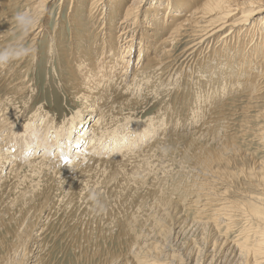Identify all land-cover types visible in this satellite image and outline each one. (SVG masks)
Segmentation results:
<instances>
[{"label":"rangeland","instance_id":"374dc122","mask_svg":"<svg viewBox=\"0 0 264 264\" xmlns=\"http://www.w3.org/2000/svg\"><path fill=\"white\" fill-rule=\"evenodd\" d=\"M38 1L41 0H10L9 7L0 9V103L5 108L3 113L10 114L6 126L7 130L11 128L10 138L5 137V130L0 133V140L4 142L3 151L0 145V210L13 218L22 217L33 223L28 263H252L240 255L238 246L246 242L249 248L254 247L259 240L264 244L261 241L264 240V45L256 46L258 36L247 38L246 46L242 43L232 45L236 35L250 27L244 22L249 13L248 5L242 4L239 14L230 19L232 24L238 25L232 44L229 43L230 36L226 40L227 34H231L230 28L205 38L206 31L200 27L192 34L182 32L175 41L167 43L163 42L169 38L171 30L157 32L150 40V52L144 56L145 59L156 52L155 59L150 56L152 64L149 61L145 67L144 61L141 65L144 68L137 77V87L131 91L134 96L120 93V90L111 91V101L108 99L103 104L107 105L110 116L106 117V128L137 122L141 133L153 132L151 138H146L144 143L141 141L135 159L116 161V154L114 159L103 162L52 165L40 172L25 165L16 174L10 172L9 167L18 156L25 157L20 152L34 153L43 117L53 121L51 129L55 131L51 133L56 132L61 142L65 139L63 135L69 137L67 146L54 145L51 153L60 150L63 156H70L77 151V144L84 143L82 148L88 145L92 135L87 136L83 132L85 128L79 129L76 121L86 119V124L92 121L94 114L82 117V113H94L93 102L98 97L96 93L91 97L79 94L72 85L97 79L96 72L101 65L100 61L96 63L95 56L101 54L98 38L104 33L100 26L103 24L104 30L113 21L119 23L121 20L116 15L109 17L111 5L102 7L103 0H91L93 3L83 0L81 6L80 0H43L44 3L36 4ZM155 1L141 0L136 5L138 22L142 24L148 4ZM122 2L118 4L121 8L129 0ZM261 6H264V0ZM90 7L98 13L88 17ZM187 11L183 13L184 20L191 14ZM19 13H28L33 22L23 27L16 19ZM183 14L177 13V16ZM150 17L148 15L147 19ZM177 22L181 23L176 21L177 26ZM40 23L43 33L32 41ZM134 27L143 30L139 23ZM86 29L91 39L84 41L81 35ZM254 34L258 33L255 31ZM53 36L57 47L50 53ZM89 40L92 41L89 43ZM78 41L80 46L76 45ZM223 41L229 45L224 47ZM254 43L255 49L252 48ZM258 50L263 51L259 53ZM137 51V47L132 50L128 81L133 77ZM81 52L85 53L84 63L77 66ZM226 53L233 55L232 58L229 59ZM246 72L250 73L251 80L246 77ZM223 79L226 82H222ZM251 81L255 83L253 88ZM214 89L216 92H211ZM105 98L107 100V96ZM111 119L116 123H112L113 126ZM12 127L23 138L30 137L33 141L28 152L20 149L22 145L12 143V136H15L14 140L20 137L12 132ZM29 131L30 135H27ZM129 135H125L124 140ZM49 138H45L42 146L37 145V151L50 143ZM191 141L197 147L218 154V161L212 162L208 170L189 158L194 153L189 148ZM121 147L119 144L113 149L108 143L102 150L117 151ZM19 195L23 197L13 202ZM3 220L7 221V218ZM7 230L10 232L11 227ZM4 232L0 228V237L4 239L0 257L11 242Z\"/></svg>","mask_w":264,"mask_h":264},{"label":"bare ground","instance_id":"6f19581e","mask_svg":"<svg viewBox=\"0 0 264 264\" xmlns=\"http://www.w3.org/2000/svg\"><path fill=\"white\" fill-rule=\"evenodd\" d=\"M43 1V0H41ZM37 2L38 3H44V2ZM49 1V0H48ZM81 2H79L78 4L81 6L83 0H80ZM85 1V0H84ZM93 1V0H92ZM90 0V2H92ZM95 1V0H94ZM97 1H101V0H97ZM123 1V0H122ZM121 0H108L105 1L103 0V3L101 1L102 7L107 8V6L111 5V7H109L110 10V16L109 17H113V16H117L120 17V22L119 23H115L113 22L111 23V26H107V29L102 30V26L103 24L100 26V31H103L104 33H102L103 36H100L99 40V44H100V50H101V54L100 55H96V63L98 61H100V67L98 68L97 73V79L93 81V79L90 82H84L81 81L79 82H75L72 87L75 89V91H77L79 94H85V95H89L94 96L96 93V96L98 97V99L94 100V98H92V100H94L93 102V107H94V113H91L89 111H87L85 114L84 112L82 113V117L83 115L86 117H90L92 114H94V117L92 119L91 122H89L88 124L84 123V121L86 119H82V120H78L76 121V123L78 124L79 129L85 128V130L83 132H86V135H92L90 140L88 141V145H86L85 147L82 148V145H78V149L76 152L73 153V155L70 156H63V154L61 153V151H57V152H53L51 153V149L54 147V145L57 146H67L68 142H69V137L67 135H63L65 137V139L63 140V142H61L59 140V135L54 132L51 133V131L53 129L52 126L54 125L53 121H50L49 118H42V124H41V128L37 134V145L38 146H42L45 138L46 137H50V143L47 144V146H45L42 150L37 151L38 147L37 145H35V149L33 150L34 153L31 155H26V153H21L19 150V154H23L25 157H19L16 159L18 161H14V164L11 165L9 167V171L10 172H15L17 174V170L22 168V166H31L32 169L34 170V172H40L42 171L41 169H43L44 167L49 168L52 165H63V164H78V163H83V162H88V163H93L94 161L96 162H103L105 160H108V158H112L114 155H118L116 156L115 160L119 161V160H130V159H135V157H137V152L139 151V147L141 145V141H143L147 138H151L152 133H141L139 131L137 122H131L134 125L132 126L131 123L128 126V123H122V125H120V127L115 128V127H110V128H106V117H110L107 114L106 106H103V104L108 102V99L110 100V94L111 91L114 92H118L119 90L121 91L120 93H124V94H132L131 91L134 89V86L137 87V80H139V78L137 79V77L139 76L140 72H142L143 68L141 65L143 64L144 61H146L145 67H147V64L150 60H152L150 58V56L155 59V53H151L148 57H146L144 59V56L147 55L150 50H151V43L150 40L152 38V36L155 38L157 32L159 31H164L166 29L171 30L170 32V36L167 40H165L163 43H167L169 40L170 41H175L177 37H179L182 32L185 33H189L192 34L193 32H196L197 30L204 28L206 33H205V38H212L215 35H217V33H221V31H223L225 28H230L231 30V34L229 35V33L226 36V40H228L229 36L231 41L229 43H233L232 42V38L233 33L236 32L238 30V25L236 24H232L230 22V19L232 17H234L236 14H239V10H240V6L242 4H247L248 6V11L249 13H247V15L245 16V20L244 22L248 23V25L250 26L249 29H247L245 32H241L238 33V35H236V41H234V43L232 45H242L244 44L245 46L246 44V39L249 38L251 39L253 36H258L257 37V45L256 46H260V45H264V16H262V14H264V6H261V3L263 0H157L154 3H149V7L146 10V15L141 19L142 20V24L140 22H138L136 12H138L137 10V6L141 0H129L128 3H125L124 7L122 6V8L120 6H118V4H120L122 2ZM161 1V2H159ZM165 1L163 4L162 2ZM127 2V1H126ZM261 2V3H259ZM84 3V2H83ZM93 3V2H92ZM95 3V2H94ZM123 3V2H122ZM25 4V3H24ZM34 4V3H33ZM91 4V3H90ZM10 4V0H0V9L4 8L5 6L9 7ZM44 5V4H43ZM97 5V4H96ZM99 5V4H98ZM122 5V4H121ZM147 5V6H148ZM40 6V5H39ZM100 6V5H99ZM99 6H96L97 9H99ZM95 7V6H94ZM94 7H90L88 11V17L89 15L92 16V14H94L95 12L98 13V11L93 12V8ZM246 7V8H247ZM71 8V7H70ZM74 11H75V6L73 5ZM71 8V9H72ZM77 8H79L77 6ZM250 8V9H249ZM31 9V8H30ZM35 9V8H34ZM103 9V8H100ZM188 9V11H187ZM32 10V9H31ZM79 10V9H78ZM95 10V9H94ZM81 11V9H80ZM79 11V12H80ZM189 12L191 11V14L188 15V17L185 18L184 20V14L185 12ZM34 12V10H33ZM93 12V13H92ZM101 12V10H100ZM32 13V12H31ZM35 13V12H34ZM42 13V12H41ZM96 13V15H97ZM102 13V12H101ZM100 13V15H101ZM176 13V14H175ZM180 14H183L181 16H177ZM83 14V13H82ZM135 14V15H134ZM5 15V14H4ZM77 15V14H76ZM95 15V14H94ZM99 15V14H98ZM148 15H150L151 17L149 18V20L147 19ZM1 16V13H0ZM3 16V15H2ZM82 17V15L80 14L79 17ZM115 16V17H116ZM186 16V15H185ZM34 17V16H33ZM106 18V17H105ZM96 19V18H93ZM92 19V21H93ZM102 19V18H101ZM91 20V18H90ZM108 20H110L108 18ZM180 20L181 23L177 22L179 25H176V21ZM1 21V18H0ZM86 21L90 22L89 19ZM96 23V22H95ZM137 23H139V27L140 30L136 27H134ZM37 23H35L33 25V27L36 25ZM87 24V23H86ZM94 24V23H92ZM98 24V23H97ZM88 25V24H87ZM95 25V24H94ZM92 27V26H91ZM106 27V26H104ZM201 27V28H200ZM46 27H44L45 29ZM87 28V26H86ZM89 28V27H88ZM242 29V28H240ZM86 32L84 34L81 35V37L84 39L89 38L91 39V35L89 36L87 33V31H89L88 29L85 30ZM204 31V30H203ZM256 31V33L258 34H254V32ZM94 32V31H93ZM99 32V31H98ZM168 32V31H167ZM202 32V31H200ZM239 32V31H238ZM43 33V27L41 25V23L39 24V26L36 28V33L33 35L32 37V41L36 40L37 35ZM101 33V32H100ZM150 33V34H149ZM165 33V32H164ZM226 33V32H225ZM93 34V33H92ZM97 34V33H95ZM201 34V33H200ZM237 34V33H236ZM29 35V34H28ZM32 35V34H31ZM75 35V34H74ZM79 36V35H78ZM93 36V35H92ZM96 36V35H95ZM93 36V37H95ZM161 36V35H160ZM251 36V37H250ZM2 36H0L1 39ZM97 37V36H96ZM95 37V38H96ZM159 37V36H158ZM201 37V36H200ZM29 38V37H28ZM163 38V37H162ZM199 38V37H198ZM25 39V38H24ZM97 39V38H96ZM223 39V38H222ZM221 39V40H222ZM235 39V38H234ZM82 40V39H81ZM94 40V39H93ZM97 40V41H98ZM225 40V39H224ZM19 41V40H18ZM85 41V40H84ZM92 41V40H91ZM89 40V43L91 42ZM96 41V40H95ZM94 41V42H95ZM154 41V40H153ZM152 41V42H153ZM159 41V40H158ZM20 42V41H19ZM93 42V43H94ZM245 42V43H244ZM98 43V42H97ZM161 43V42H160ZM198 43V42H197ZM202 43V42H201ZM224 47L228 46L229 43L226 41H223ZM242 43V44H241ZM19 44V43H18ZM77 46H80L79 41L76 43ZM156 46H158L157 44H155ZM249 45V44H248ZM154 46V45H153ZM255 43L253 44L252 48L255 49L256 48ZM8 47V46H6ZM57 47V43H56V37L53 36V41L50 42L49 44V51L50 53L54 50V48ZM97 47V45L95 46V48ZM136 47L138 48L137 51V62L136 65L134 67V70L132 72L133 77L131 78L130 81H128V76H129V63L132 59V55L134 54V52H132V50H134V48L136 49ZM237 47V46H236ZM263 47V46H262ZM162 48V46H161ZM235 48V47H234ZM240 48V47H238ZM236 48V49H238ZM37 46L34 47V51H36ZM157 49V48H156ZM155 49V50H156ZM226 50V48H224ZM96 50V49H95ZM164 50V49H163ZM227 50H229L227 48ZM97 51V50H96ZM193 51V50H192ZM224 51V50H223ZM240 51V50H239ZM244 51V49H243ZM249 51V50H248ZM259 53H261L263 50H258ZM261 51V52H260ZM100 52V51H99ZM158 52V51H157ZM161 52V51H160ZM222 52V49H221ZM226 52V51H225ZM224 53V52H222ZM229 53V52H228ZM237 53V52H236ZM246 53V52H245ZM250 53V52H249ZM256 52H253V54ZM258 53V55H259ZM264 53V52H263ZM80 54V53H78ZM81 56L78 57L80 58V61H77V66H81L84 63V60L82 57L85 56V53L81 52ZM227 54V53H226ZM252 54V55H253ZM228 55V54H227ZM227 55L225 57H227ZM231 55V54H230ZM229 56V59L232 58V56ZM251 55V53H250ZM218 56V55H217ZM245 56V55H244ZM249 56V55H247ZM257 56V55H256ZM98 57H101V59L99 60ZM220 57V55L218 56ZM223 57V55H222ZM251 57V56H250ZM77 58V60H78ZM98 58V59H97ZM150 58V59H149ZM224 58V57H223ZM254 58V57H253ZM218 59V58H217ZM222 59V58H221ZM228 59V61H229ZM107 60V61H106ZM223 60V59H222ZM227 61V58L225 59ZM247 60V59H246ZM106 61V62H105ZM120 61V63H119ZM209 61V60H208ZM219 61V59H218ZM220 62V61H219ZM158 63V62H157ZM224 65L225 63L227 64L228 62H222ZM231 63V61H230ZM150 64L151 61H150ZM210 64V62H209ZM207 64V66L209 65ZM264 64V61H263ZM217 65V64H216ZM223 65V66H224ZM229 65V64H228ZM233 65V64H232ZM251 65V64H249ZM98 65H94V67H97ZM193 66V65H192ZM241 68L243 67L242 65H240ZM239 66V67H240ZM199 67V66H198ZM211 67V66H210ZM209 67V68H210ZM246 67V66H245ZM248 67V66H247ZM246 67V68H247ZM208 68V69H209ZM261 68V67H260ZM157 69V68H156ZM220 69V68H219ZM243 69V68H242ZM248 69V68H247ZM252 69V68H251ZM88 70H90V67L88 66ZM190 70V69H189ZM211 70V69H210ZM209 70V71H210ZM240 70V69H239ZM260 70V69H259ZM155 71V70H154ZM158 71V70H157ZM208 71V72H209ZM223 71V70H222ZM226 71V70H225ZM238 71V69H237ZM242 71V70H241ZM264 71V70H262ZM260 71V72H262ZM207 72V71H206ZM224 72V71H223ZM12 73V72H11ZM150 73V72H149ZM226 73V72H225ZM227 74V73H226ZM231 74V73H230ZM248 77V79H250L251 75L250 73L246 72L245 73ZM255 74V73H254ZM253 74V75H254ZM260 74V73H259ZM159 75V74H158ZM252 75V76H253ZM165 76V75H164ZM177 76V75H176ZM209 76V75H208ZM237 76V75H236ZM250 76V77H249ZM258 76V75H257ZM171 77V76H170ZM200 77V76H199ZM238 77V76H237ZM214 78L216 79V76H214ZM213 78V79H214ZM253 78H256L253 77ZM228 79V78H227ZM247 79V78H246ZM188 80V79H187ZM221 80V79H220ZM242 80V79H241ZM251 80V79H250ZM199 81V80H198ZM215 81V80H214ZM219 82V80H217ZM224 81V79L222 80V82ZM228 81V80H227ZM127 82V83H126ZM216 82V81H215ZM226 82V79L225 81ZM141 83V82H140ZM221 83V81H220ZM244 83V82H243ZM263 83V82H262ZM146 84V83H145ZM247 84V83H246ZM193 85V84H192ZM250 86H252L251 88L255 87V83L251 81ZM204 87V86H203ZM95 88H98L96 90H94ZM161 88V87H160ZM213 88V87H212ZM215 88V87H214ZM217 88V87H216ZM246 88V87H245ZM140 89V88H139ZM137 88V90H139ZM206 89V88H205ZM260 89V88H259ZM262 89V88H261ZM136 90L135 94L138 92ZM141 90V89H140ZM217 90V89H216ZM216 90L214 89L211 92H216ZM241 91V90H240ZM261 91V90H260ZM133 92V91H132ZM140 92V91H139ZM209 92V91H208ZM209 92V93H211ZM250 93V92H249ZM202 94V93H200ZM134 96V94H132ZM159 95V94H158ZM203 95V94H202ZM206 95V94H204ZM211 95V94H210ZM107 96V100L106 97ZM197 96V95H196ZM124 97V96H122ZM201 97V96H200ZM134 97H131V99ZM199 98V97H198ZM130 99V100H131ZM206 99H209L206 97ZM124 100V99H123ZM211 100V99H210ZM111 101V100H110ZM109 101V102H110ZM129 101V100H128ZM175 101V100H174ZM218 102V101H217ZM249 102V101H248ZM254 102V101H253ZM127 103V102H126ZM212 103V102H211ZM252 103V102H250ZM256 103V102H254ZM125 104V102H124ZM221 104V103H220ZM129 105V104H128ZM192 105V104H191ZM257 105V104H256ZM261 105V104H260ZM110 106V105H109ZM120 106V105H118ZM116 107V105L114 106ZM250 107V106H249ZM254 107V106H253ZM111 108V107H110ZM256 108V106H255ZM3 109L4 105L1 102L0 103V133L2 131L5 130L6 134L5 137L10 138L11 136H9L11 134L10 129L7 130V126H6V121L8 119V115H10L9 113H3ZM169 109V108H168ZM211 109V108H210ZM208 110V109H207ZM223 112V111H222ZM178 113V112H177ZM258 114V113H257ZM261 114V113H260ZM172 115V114H171ZM264 115V114H263ZM258 116V115H257ZM204 117V116H203ZM195 118V117H194ZM210 118V117H209ZM205 119V118H204ZM220 119V118H219ZM110 120V119H109ZM200 120V119H199ZM223 120V119H222ZM212 122V121H211ZM224 122V121H223ZM110 123H113V120L111 119ZM115 123V122H114ZM113 123V124H114ZM188 123V122H187ZM227 123V122H226ZM229 123V122H228ZM112 124V126H113ZM116 124V123H115ZM141 125V124H140ZM191 125V124H190ZM210 125V124H209ZM228 126V125H227ZM71 128H73V126H70ZM143 127V126H142ZM141 127V128H142ZM175 127V126H174ZM196 127V126H195ZM13 129L15 127H12ZM204 128V127H203ZM257 128V127H256ZM263 128V127H262ZM51 129V130H48ZM155 129V128H154ZM208 129V128H207ZM213 129V128H212ZM16 129H14L12 132H14V134H18L17 132H15ZM55 131V129L53 130ZM146 131V130H145ZM155 131V130H154ZM263 131V130H261ZM10 132V134H9ZM141 133V134H140ZM12 134V135H14ZM129 134H132V136H130ZM262 134V133H261ZM264 134V132H263ZM19 138H17L16 140H14L15 136L11 139H13L11 142L18 145H22V148L26 149V151L28 152V150H30V147L33 145V141H30L29 139H31L29 137V139L23 138V136L21 134ZM27 135H30V131L28 132ZM125 135H129L127 137L126 140H124ZM159 135V134H158ZM230 135V134H228ZM243 135V134H242ZM145 136V137H144ZM155 136V135H154ZM263 136V135H262ZM141 137V139H140ZM236 137V136H235ZM237 138V137H236ZM110 141H109V140ZM153 139V138H152ZM218 139V138H217ZM231 139V138H230ZM261 139V138H260ZM3 139L0 140V145L1 148L3 147V143H2ZM15 141V142H14ZM109 143V145H111L113 147V149H115L119 144L120 146H122L120 149H117V151H107V150H102V147H106L107 144ZM15 146V145H14ZM16 146V147H17ZM70 148H73L72 144H69ZM227 146V145H226ZM192 151H194L193 154H190L191 152L189 151V158L192 159L196 164L200 165L201 167H203L204 169H209L210 165L212 162H217L218 161V154L215 152H210L208 149H205L202 146H198L194 141H191V145L189 147ZM230 148V147H229ZM232 148V147H231ZM16 149V148H14ZM142 149V148H141ZM69 151H71L68 148ZM235 150V149H234ZM1 151H3V148L1 149ZM145 151V150H144ZM140 153V152H139ZM10 153H7V155ZM29 154V153H28ZM39 155V156H38ZM140 155V154H138ZM194 155V156H193ZM234 155V154H233ZM28 159V157H30ZM107 157V158H105ZM139 157V156H138ZM23 158V159H21ZM21 159V160H20ZM39 159V160H38ZM114 159V158H112ZM111 160V159H110ZM114 161V160H113ZM231 162V161H230ZM230 164V163H229ZM231 165V164H230ZM36 166V168L34 167ZM69 169V168H68ZM243 169H241L242 171ZM215 171V170H214ZM240 171V172H241ZM230 172V171H229ZM26 173V172H25ZM243 173V172H241ZM217 175V174H216ZM233 175V174H232ZM243 175V174H242ZM213 176V175H212ZM236 176V175H235ZM239 176V174H238ZM241 176V175H240ZM239 176V177H240ZM208 177V176H207ZM218 177V176H217ZM236 178V177H235ZM3 180V177H1V181ZM16 180V179H15ZM30 180V179H29ZM216 181V180H215ZM219 181V180H218ZM217 181V182H218ZM226 182V181H225ZM38 188V187H37ZM230 188V187H229ZM20 191V190H19ZM215 194V193H214ZM16 195V194H15ZM212 196V194H211ZM221 196V195H220ZM23 197V195H19L15 200H13V202H17L18 200H20ZM196 197V196H195ZM225 197V196H223ZM217 198V197H216ZM215 198V199H216ZM199 199V198H197ZM193 202V201H192ZM219 202V201H218ZM230 202V201H228ZM194 203V202H193ZM201 203V202H200ZM13 204V203H12ZM224 205V204H223ZM195 208V207H194ZM220 208V207H219ZM236 209V208H235ZM205 211V210H204ZM214 212V211H213ZM223 212V211H222ZM224 213V212H223ZM243 213V212H242ZM200 214V213H199ZM198 214V215H199ZM216 214V213H213ZM239 214V213H238ZM246 214V213H245ZM203 215V213H202ZM201 215V216H202ZM7 218V221H4L3 219ZM33 218V217H32ZM195 218V217H194ZM218 218V217H217ZM261 218V216H260ZM198 219V218H197ZM200 219V218H199ZM213 219V218H212ZM248 219V218H247ZM250 219V218H249ZM30 219H27L24 221V219H22V217L20 219L17 218H13L12 216H9L8 214H6V211H2L0 210V228H3L4 235L8 236L11 240V242L9 244L6 245L5 248V252L3 253V256L0 257V264H29L28 263V257L27 254H29L31 251L28 249V244L29 241H31L32 236L31 235V231L34 228V225L31 221H29ZM48 220V219H47ZM194 221V220H193ZM247 221V220H246ZM263 223H264V218L262 219ZM184 222V221H183ZM201 224V223H200ZM216 224V223H215ZM13 225V226H12ZM261 225V224H260ZM11 227V231L9 232L7 230V227ZM206 226V225H205ZM208 226V225H207ZM264 227V226H263ZM262 228V227H261ZM44 229V228H43ZM204 229V228H203ZM258 229V228H257ZM256 230V229H255ZM254 230V231H255ZM257 232V231H256ZM261 232V231H260ZM247 234V233H246ZM255 234V233H254ZM261 234V233H260ZM3 235V234H2ZM251 235V234H250ZM258 235V234H257ZM263 235V234H262ZM261 235V236H262ZM1 236V235H0ZM41 236V235H40ZM248 237V236H247ZM258 238V236H255ZM251 238V237H250ZM262 238V237H261ZM248 239V238H247ZM246 239V240H247ZM264 239V238H263ZM3 238L0 237V248L2 246L3 247ZM222 240V239H221ZM160 241V240H159ZM215 241V240H214ZM253 241V240H252ZM264 241V240H261ZM39 242V241H38ZM225 242V241H224ZM224 242H222L224 244ZM221 243V244H222ZM264 243V242H263ZM220 244V243H219ZM238 244V243H237ZM252 244V243H251ZM225 245V244H224ZM233 245V244H232ZM222 246V245H220ZM237 246V245H236ZM212 247V245H211ZM226 247V246H224ZM233 247V246H232ZM188 248V247H187ZM210 248V247H209ZM208 248V249H209ZM215 248V247H214ZM238 250L240 252V255L244 258H246L247 262L250 264H264V260H257V259H253V257L255 258H264V252L262 253L261 251H264V244H262V242H260L259 240V244L257 243L256 246L254 247H248V245L246 244V242H244V244H240L238 246ZM36 249V248H35ZM200 249V248H199ZM222 249V248H221ZM235 249V248H234ZM220 250V249H219ZM133 251V250H132ZM231 251V249H230ZM229 251V252H230ZM178 252V251H177ZM234 252V251H233ZM174 253V252H173ZM195 252H193L194 254ZM221 253V252H220ZM127 254V253H125ZM113 256V255H112ZM123 256V255H122ZM205 256V255H204ZM222 256V255H221ZM220 256V257H221ZM233 256V255H232ZM260 256V257H259ZM114 257V256H113ZM130 257V256H129ZM196 257V256H195ZM200 258V256H198ZM231 257V256H230ZM213 258V257H212ZM218 258V257H217ZM125 259V257H124ZM123 259V261H124ZM229 259V258H228ZM136 260V259H135ZM143 260V258H142ZM180 260V259H179ZM140 261V260H138ZM177 261V260H176ZM213 261V260H212ZM23 262V263H22ZM121 262V261H120ZM146 262V261H145ZM173 262V261H172ZM189 262V261H188ZM231 262V261H230ZM125 264V263H123ZM151 264V263H150ZM155 264V263H154ZM164 264V263H163ZM187 264V263H186ZM193 264V263H192ZM205 264V263H204ZM222 264V263H221ZM240 264V263H239Z\"/></svg>","mask_w":264,"mask_h":264},{"label":"clouds","instance_id":"9594fccd","mask_svg":"<svg viewBox=\"0 0 264 264\" xmlns=\"http://www.w3.org/2000/svg\"><path fill=\"white\" fill-rule=\"evenodd\" d=\"M16 19L25 28L33 22L28 13H19L17 14Z\"/></svg>","mask_w":264,"mask_h":264}]
</instances>
